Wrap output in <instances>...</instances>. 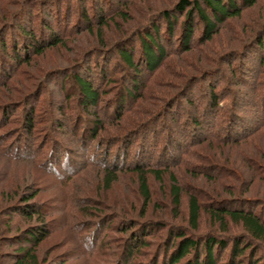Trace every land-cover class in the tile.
Returning <instances> with one entry per match:
<instances>
[{"label": "trees", "instance_id": "trees-1", "mask_svg": "<svg viewBox=\"0 0 264 264\" xmlns=\"http://www.w3.org/2000/svg\"><path fill=\"white\" fill-rule=\"evenodd\" d=\"M0 1H5L0 12V154L11 161H39L46 170L51 165L60 180L74 181L71 177L87 169L104 173L99 176L96 195H82L71 187L70 197L78 203L66 200L59 210L64 222L69 217L81 223L74 222L77 230L71 222L63 223L72 234L75 229L77 245L70 259L76 250L83 264H95L112 234L117 249L109 254L106 264H264V252L258 256L264 251V205L257 211V203L249 197H229L212 206L210 216L218 230L198 234L203 206L197 193H190L188 226L171 227L166 240L154 248L150 233L155 222L126 226L121 220L115 224L111 214L100 215L103 208H99L103 203L99 194L110 188L123 170L137 176L140 199L146 207L152 198L150 177L162 182L169 174L172 204L177 209L184 191L178 175L169 168L187 167V157H194V148L201 143H235L264 129V56H260L264 36L255 39L261 65L255 71L239 69L229 74L222 69L225 62L220 64L218 56L214 57L216 52L205 48L221 27L228 28L231 19L242 17L258 0H177L169 8L133 21L131 28H120L124 29L122 38L115 45H108L101 29L117 17L126 19L123 11L132 0ZM97 26V45L87 52L77 50L75 64L68 63L62 72L64 65L40 66L36 71L41 84L35 88L36 74L31 67L39 63L36 59ZM194 50L205 58L194 62L190 56ZM208 53L213 55L210 60ZM177 58L183 63L175 73L178 87L173 94H156V82L168 90L174 84L173 80H161L160 70ZM230 76L238 80L233 83L240 89L251 90L248 99L246 88L238 91L221 86ZM48 82L60 89L61 101L45 98L43 103L42 92L48 91ZM241 91L245 96L238 102L236 95ZM55 92L50 90L48 96H56ZM150 98L153 108L144 104V99ZM57 110L60 113L56 114ZM3 127L8 130L2 131ZM40 132L46 136L43 146ZM204 169L209 179L229 175L227 167L215 161ZM37 195H26L10 208L13 213L9 215L38 219L37 224L13 236L20 244L13 264H56L36 262L34 256L35 247L51 234L47 230L49 214L35 201ZM78 212L81 219L75 216ZM228 221L243 230L229 233ZM116 231L125 236L123 240ZM127 232L130 234L125 235ZM86 239L90 240L88 249Z\"/></svg>", "mask_w": 264, "mask_h": 264}, {"label": "rangeland", "instance_id": "rangeland-1", "mask_svg": "<svg viewBox=\"0 0 264 264\" xmlns=\"http://www.w3.org/2000/svg\"><path fill=\"white\" fill-rule=\"evenodd\" d=\"M176 1L177 0H132L123 11L125 13L123 18L128 19V21L117 17L113 22H107V28L101 29L106 42L108 45H115L122 38L124 30H121L122 27L134 26L135 24L133 21L136 20L137 22L138 20L144 19V16L147 14L169 8ZM4 2L5 1H0V12L3 11L1 9L5 6ZM98 26L94 28L92 32L83 31L75 34L74 39L66 40L65 46L51 48L44 57L39 58V60L36 59L39 63H37V66L31 67L32 71H34L37 76V80L36 76L35 80H33V84H37L35 88L41 84L40 73L37 74L38 71H36V69H39L40 66L53 67L54 65H64L60 71L62 72L65 70L68 63L74 61L73 64H75L76 57H78L75 56L77 50L85 49V52H87L93 45H97L98 34L96 31ZM260 36H264V0H258L255 6L247 8L243 12L242 17L231 19L230 26H228V28L221 27L220 34L214 36L213 41L210 43L208 42L209 44L207 43V45H205L206 47H204L208 49V52H216L214 57L218 56L220 64L225 62L222 69L226 70L229 74L230 72L237 73L239 69L249 72L261 68L259 63L260 59L257 58L256 51L258 48L255 40ZM245 42H248L246 49L238 55V51L242 49L241 47ZM208 55L210 60L213 55L209 53ZM190 56L193 57L192 60L194 62H200L202 58H205V56L200 54L197 50L192 51ZM260 56H264V51L262 54L260 52ZM180 59L170 60L169 62L172 64L160 70V79L162 80L164 78L168 81L173 80L174 84H172L171 89L168 90L165 89V86L156 82L158 86L154 87V91H159L156 92V94L161 93L169 95L175 92L176 87H178L175 83L179 85L180 81L175 73H177L178 66L182 67L183 64L179 61ZM262 68L264 69V67ZM67 70L68 69H66V71ZM62 74L63 73H61V76L63 77ZM234 81L238 80L234 78V76H230V80L224 81L221 86L227 87V90L232 89L238 91L242 88H246V96L242 94V91L236 96L239 98L238 102L243 101L241 96H245L246 99H248L251 90L245 86L240 89L239 84L238 86L235 85V83H233ZM23 82H25V80ZM49 83L50 82H48V91L42 92V99H44L43 103H46V99H57L61 101L62 96L60 89L54 83ZM161 84L163 83L161 82ZM50 90H56L54 95H56L57 98H55L56 96H48ZM151 99L152 98L144 99V104L152 106L153 108L154 104ZM58 113L60 112L57 110L56 114ZM5 130L7 131L8 127L2 128V131ZM40 133L41 137L45 134L43 132ZM105 133L107 134V131H105ZM6 134L8 135L11 133ZM38 134L39 133L36 135ZM59 136H61V134ZM6 138L7 137H5V139ZM42 138L43 143L41 146H43L46 136ZM69 138L71 137L69 136L68 140ZM12 139L13 136L11 137V140ZM97 146L101 147L104 146V144L102 143L101 146ZM21 148L25 150L23 146H21ZM194 149L196 150V155L194 157L193 155L187 157V167L169 168L171 169L170 171L178 175L179 181L183 187V201L179 208L176 209L174 204H172L170 193L171 180L169 174L165 176L162 182L155 181L152 176L150 177L152 198L146 207L144 206V200L140 199L137 176L131 171L126 172L121 170L118 171V178L113 185L105 189L106 191L104 193L102 192L99 194L103 202L102 206L99 207L103 208L100 215L109 213L115 224L122 220L127 223L125 224L126 226H133L134 222L137 221L140 223L144 222V225H147L148 222L151 221L155 222L156 226L152 227V233H150V242L153 244L152 247L154 248L166 240L168 230L171 227L180 225L188 226V201L190 193H197L201 205L203 206L199 227L196 232L198 234H205L215 229L218 230L219 225L215 224V220L210 216L212 206L214 207L217 203L224 202L234 196L249 197L255 200L258 205L257 211L261 210V206L264 205V129L250 137L240 139V141L235 143H201ZM91 156L90 154V157ZM97 159L102 161L101 157H97ZM212 161L225 165L229 175L209 179L204 168L211 165ZM188 164H192L193 167L190 168ZM51 167V165H48L47 170L46 168L42 169L39 161L33 162L31 159L25 161H11L0 154V264H13L14 257H16L15 254L20 247V244L15 242L16 240L13 236L20 230L28 226H33L38 222L37 218L29 219L24 218L23 215L19 217L14 214L9 215L11 212L10 208H12L14 204L20 203L24 196L33 193H38L35 201L42 204L44 212L49 214L46 217L48 221L47 230L51 233L39 246L35 247L34 256L37 257L36 262L46 263L47 261H53L56 262V264H83L79 251L75 250L73 252V259H70L71 253L75 245H77L73 238L75 229L72 234L63 227V225L69 221L77 230L78 227L76 224L81 225V223L78 219H70L69 217L65 219L64 222L63 215L59 213V210H61L66 200H69L71 204L78 203L77 199L70 197L71 191H73L71 187H74L77 193H81L82 195H92L94 192V195H96V188L101 184L99 176L104 173L101 172V174L98 175L97 171L100 170L92 169L88 171L87 169L84 173H78L71 177L75 179L74 181H66L60 180L58 177L57 179ZM257 167L259 171H261L260 173H257ZM66 204L69 208L68 203ZM78 213L75 214V216L81 219V212ZM143 214H145V216H142ZM227 223L228 225L226 226L229 233L241 232L243 230L241 225L232 223L231 221ZM134 229H131L130 232ZM130 232H127V234L125 233V235L130 234ZM116 234L117 236H121L122 240L125 237L120 235V231H116ZM89 239L85 241V248L87 249L90 247ZM116 249L117 243L113 242V236L110 234L107 248L104 247L100 250V254L97 255L98 258L95 259L94 263L106 264V261H108L110 257L109 254L115 253ZM263 252L264 251L259 252L258 256H261ZM248 253H250V251H247V259L249 256Z\"/></svg>", "mask_w": 264, "mask_h": 264}]
</instances>
